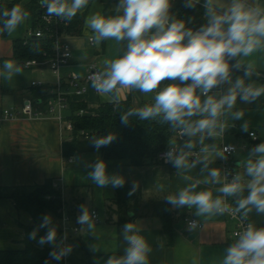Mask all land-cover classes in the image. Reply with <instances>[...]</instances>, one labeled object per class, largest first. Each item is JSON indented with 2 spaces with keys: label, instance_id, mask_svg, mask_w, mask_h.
<instances>
[{
  "label": "crops",
  "instance_id": "0c3cea01",
  "mask_svg": "<svg viewBox=\"0 0 264 264\" xmlns=\"http://www.w3.org/2000/svg\"><path fill=\"white\" fill-rule=\"evenodd\" d=\"M210 7L216 15H223L231 6L233 0H196ZM69 4L71 0H68ZM247 6L264 10V0H244ZM120 11V4L114 0H88L85 7L77 13L85 15V22L80 36H68L66 40L71 45L73 57L70 64L61 69V76L76 73L85 76L89 65L97 64V58L106 55L107 39H101L92 45L90 38L96 33L88 26V20L94 15L104 17L105 5ZM227 29V24L224 25ZM33 32L32 20L25 17L14 30H8V37L0 39V111L10 110L14 116L4 118L0 112V188L16 186H33L44 184L51 179L54 185L61 189L63 200L67 208L73 210L71 219L57 220L64 232L63 243L47 241L35 237L33 245L38 249H59L63 251L64 264H108L109 259H121L126 256L129 242L125 239V225L118 224V217L110 220L108 207L117 198L116 186L113 181L119 179L124 183L137 185L144 195L143 202L137 213L130 212L126 221L134 226V231L127 235L142 237L151 251L147 254L148 264H223L227 249L237 241L233 238L235 223L219 212L198 214L196 205H177L172 203L173 232L171 239L164 232L162 220L156 214L154 199L162 196L178 198L180 192L188 189L191 194L210 192L212 199L222 200L226 196L220 191L228 184L223 165L222 145L228 144L238 148L232 156L231 164L240 178L243 190L227 195L239 209L238 202L248 196V184L253 177L248 175L249 162L255 164L264 157V153H257L255 149L264 143V94L255 100L245 101L239 93L232 108L225 106L216 119V124L209 130L197 132L195 135L186 133V144H182V151L170 163H162L141 168L129 166L126 162H107L98 152L84 153L80 156L65 158L62 153L63 144L71 139V131L66 129L67 118L71 115L72 105L85 104L95 107L103 103H117L127 97L132 98L134 108L141 109L155 103L157 93L173 80L161 81L158 88L144 93L137 88H121L110 93H98L92 83L84 95H76L72 90L67 92V107L61 112L64 123L49 113L48 101L34 99L36 88L32 84L42 81L44 87L57 85L56 79L47 67H34L36 77L26 88H19L17 78L11 75L4 81V69L7 62L13 67L11 74L16 73L14 66L23 68L12 61L13 41L28 40ZM90 49L88 48V46ZM120 48V43H119ZM90 52V53H86ZM120 58V49H119ZM240 70L228 80L217 85L222 86V92L212 95L219 100L226 95L238 79L244 85L254 88L264 87V48L250 56H237ZM251 65V67H250ZM97 67L99 68L98 64ZM108 66L99 70L101 73ZM50 70V69H49ZM247 71L261 76L249 75ZM50 74V75H49ZM57 77V76H56ZM180 82H185L181 81ZM31 85V86H30ZM186 86L185 83L180 85ZM201 103L207 98L196 91ZM32 101L37 116L32 118L24 115L23 106ZM243 115L237 119L236 113ZM224 128V132L222 129ZM256 133L257 140L250 138ZM224 133V135L222 134ZM172 144V142H171ZM170 144V146H171ZM200 153L199 161H192L191 151ZM181 160L176 165V160ZM98 163L105 166V176L108 183L99 185L92 173ZM219 171V177L213 178L211 173ZM195 185V187H193ZM247 218L254 229L264 228V213L257 212L249 205ZM87 210L89 220L80 223L79 218ZM243 214L247 209H239ZM93 213H97L98 220H94ZM66 215H68L66 210ZM195 219L203 225L202 229L187 226L186 221ZM111 221V222H109ZM34 224L32 216L24 211H18L12 200L0 199V251L24 250L25 230Z\"/></svg>",
  "mask_w": 264,
  "mask_h": 264
},
{
  "label": "clouds",
  "instance_id": "9594fccd",
  "mask_svg": "<svg viewBox=\"0 0 264 264\" xmlns=\"http://www.w3.org/2000/svg\"><path fill=\"white\" fill-rule=\"evenodd\" d=\"M47 11L71 19L88 3V0H46ZM209 5L211 0H208ZM120 7L123 15L105 18L94 15L88 20V26L96 33L93 39L115 38L116 40H129L127 52L120 58L106 61L108 68L103 73H93L92 87L98 93H110L121 88H137L148 93L156 90L165 79L181 81L191 80V84L179 86L170 84L160 90L155 103L136 110L141 119H147L163 113L166 121L184 125V131L189 135L209 130L215 127L216 119L221 110L227 106L232 108L239 93H243L245 101L255 100L264 94V87L254 88L245 86L242 79H238L228 93L219 100L207 93L217 84L229 79V64L226 56L235 58L243 55L250 56L255 51L264 48V10L258 7L247 6L244 0H233L231 6L223 15H216L209 7L210 25L196 34L184 29L183 22H173L167 28L169 0H121ZM8 17L5 27L12 31L27 16L19 6H14L10 11H4ZM227 24V29L224 25ZM155 33L148 35L152 29ZM188 42L182 43L185 37ZM5 67L11 69V62ZM251 67V65H250ZM19 71V69H16ZM201 89L207 98L201 103V98L196 94L197 88ZM197 113L208 114V118L201 119L195 125L187 124L185 117ZM131 114V113H129ZM242 112L236 113L239 119ZM127 117H124L126 120ZM112 137L98 142V145L107 144ZM257 153H264V143L255 149ZM180 165L181 160H176ZM105 166L98 163L92 173V178L99 184L105 185L108 179L105 176ZM248 175L252 181L248 184L250 189L246 198L241 199L239 209H247L249 205L255 207L257 212L264 213V157L255 164L249 162ZM213 178L219 177V171L211 173ZM236 177L231 184L220 189L226 195H233L243 190V186ZM114 185H121L122 181L115 179ZM195 187V185H193ZM170 202L177 205H196L198 214L220 212L227 210L222 206V201L212 199L210 192L191 194L188 189L180 192L178 198L170 197ZM89 220L87 210L79 218L80 223ZM47 222V221H46ZM125 239L130 247L126 256L121 259H109L108 264H148L147 254L151 251L146 241L138 235H127L134 231L132 224L124 227ZM55 231H49L42 239L52 241ZM223 264H264V228L254 229L251 224L240 234L239 240L227 249Z\"/></svg>",
  "mask_w": 264,
  "mask_h": 264
},
{
  "label": "trees",
  "instance_id": "16d2710c",
  "mask_svg": "<svg viewBox=\"0 0 264 264\" xmlns=\"http://www.w3.org/2000/svg\"><path fill=\"white\" fill-rule=\"evenodd\" d=\"M46 0H0V39L8 37V29L5 22L8 17L4 11H10L14 6H19L22 12L27 13L32 20L33 31L43 29L41 17L45 10L42 5ZM168 25L173 22H183L184 29L191 33L205 30L211 21L209 7L196 0H169ZM123 15L122 11H115L110 3L105 5L104 17ZM67 25H62V31L66 36H80L83 31L85 15L76 13L71 19L63 17ZM165 25V28L168 27ZM54 27V26H53ZM152 29L151 31H155ZM189 37H185L182 43H187ZM129 40H120V57L127 52ZM54 44L50 38H32L28 40L16 39L13 41L12 61L25 63L30 60H44L53 55ZM229 64V77L240 70V65L235 58L227 57ZM52 87H39L33 92L34 99L48 101L52 98ZM85 115L80 116L79 112ZM71 115L67 121L73 124L71 139L64 142L62 153L65 158L80 156L84 153L98 152L107 162H126L132 167H145L159 164L158 155L170 147L172 135L184 125L175 124L164 119L163 113L141 119L136 114L132 98L129 96L117 103H103L95 107L88 105H72ZM131 113V114H129ZM124 117H127L126 120ZM208 118V114L197 113L191 117H185L187 124L195 125L201 119ZM85 132L90 139L82 136ZM112 139L107 144L98 142L108 137ZM186 144V143H185ZM195 151L196 147H192ZM117 198L113 205L108 207L110 220L118 217L119 225L129 224L126 221L129 213H137L144 195L137 185L124 183L116 186ZM169 196L157 197L153 201L156 214L160 217L163 229L171 239L173 232V211ZM0 199L12 200L18 211L29 213L34 221L30 227L24 228V250L0 251V264H64L63 251L59 249H38L33 245L35 237L45 238L49 231H55L54 242L63 243L64 232L58 221L62 219V209L65 206L69 219L73 216L71 209L67 208L63 200L60 188L49 179L44 184L33 186H16L0 188ZM47 221V222H46ZM111 222V221H109Z\"/></svg>",
  "mask_w": 264,
  "mask_h": 264
},
{
  "label": "built area",
  "instance_id": "2783aa9c",
  "mask_svg": "<svg viewBox=\"0 0 264 264\" xmlns=\"http://www.w3.org/2000/svg\"><path fill=\"white\" fill-rule=\"evenodd\" d=\"M115 2L119 3L121 0H114ZM42 8L45 10L44 14L41 17L42 23L46 26L43 29H39L36 31H33L30 35L32 38H50L53 41L54 44V50L53 55L51 57H48L44 60H30L26 61L24 63V67H27L29 69L34 67H47L51 69L54 74L58 78L57 85L51 89L50 93L52 95V98L48 100V106H49V113L53 116H56L58 121L64 123V118L61 116V112L66 109L67 107V92L69 90H72L76 95H84L88 91V85L92 83L93 80V73H101L99 68L97 67L96 63H92L89 65L87 72L85 76H80L76 73L68 74L65 78L61 76V69L63 67H66L70 64V61L73 57L72 48L71 45L66 41V36L64 32L62 31V25H67V22H65L64 18L62 16L57 15H50L47 11V3H44L42 5ZM120 10L123 13V9L120 7ZM168 25V22H167ZM54 26V27H53ZM156 31V30H155ZM155 31H151L148 35H152L155 33ZM90 43L92 45L98 44L93 39V37L90 38ZM100 47V44H98V48ZM225 81V80H224ZM222 81L221 84L224 82ZM216 85L213 87L208 93V96L215 95L216 93L222 92V86ZM33 87H44L42 83H33ZM65 89H67L65 91ZM196 91L201 92V89L198 87ZM202 96L206 97L202 94ZM1 115L4 118L13 117L14 114L10 110H1ZM23 113L24 115L32 118L34 116H37V114L34 111V104L32 101H27L23 106ZM80 116L85 115L84 111L79 112ZM66 129L69 131L73 130V124L71 122L66 123ZM2 130V127L0 125V131ZM224 128L222 129V132H224ZM224 135V133H222ZM82 136L84 139L88 140L90 139L89 134L83 132ZM250 138L253 140H257L256 133H251ZM175 139L180 141L182 144H185L186 141V132L184 129H179L174 134ZM238 151V148L232 145L223 144L222 145V154H223V165L225 167V178L228 181V184H231L233 180L238 177V174L236 173L235 168L231 164L232 156ZM178 150L174 147H168L166 150L162 151L158 155L159 162L162 163H170L173 161L177 155ZM190 159L192 161H199L200 160V153L199 151H191L189 153ZM240 183V181H238ZM222 206H226L227 210L221 213L222 215H225L230 220H232L235 223V229L233 232V238L238 241L240 234H242L248 227L251 222L249 219L233 204V202L228 198L226 195L222 198ZM62 215L64 220H69V216L66 215V208L63 206L62 209ZM220 213V212H219ZM94 220H98L97 213H93ZM187 226L191 228H197L202 229L203 225L196 221L195 219H189L186 221ZM252 225V224H251ZM253 226V225H252Z\"/></svg>",
  "mask_w": 264,
  "mask_h": 264
},
{
  "label": "rangeland",
  "instance_id": "374dc122",
  "mask_svg": "<svg viewBox=\"0 0 264 264\" xmlns=\"http://www.w3.org/2000/svg\"><path fill=\"white\" fill-rule=\"evenodd\" d=\"M119 43H120V40L118 41L115 38H107L106 55L103 57V54H101V56L99 58H97V64H98L100 69H103L106 66H108L106 64V61H111V60H115V59L119 58ZM87 46L90 49L89 45H87ZM86 53L88 54L90 52H86ZM6 69L7 68L4 69V81L7 83L8 77L11 78V75L15 76V78H17L16 81H18V86H20L19 88H26V86H28L30 84V82L34 78V76L36 77L35 73L37 72L36 69H29L27 67L18 68L17 66H14L15 71H16V69H19V71H16V73L14 75V74H11L9 72V70H6ZM48 71L51 72V74L54 75V77L57 79L56 75L54 74V72L51 69L50 70L48 69ZM173 81H174V84H177L179 86L182 83H185L186 85L192 83L191 80L185 81V82H180L179 78H177ZM34 83H42V81H36ZM170 141L172 142V144L170 143L171 144L170 147H174L179 152L182 151V149H183L182 143L180 141H178L177 139H175V137L173 135H172Z\"/></svg>",
  "mask_w": 264,
  "mask_h": 264
},
{
  "label": "water",
  "instance_id": "95a60500",
  "mask_svg": "<svg viewBox=\"0 0 264 264\" xmlns=\"http://www.w3.org/2000/svg\"><path fill=\"white\" fill-rule=\"evenodd\" d=\"M212 22H214V21H210V23H212ZM169 26V25H168ZM192 34H196V33H192ZM19 65L20 66H24V63H19ZM247 73L249 74V75H253V76H261V75H258L257 73H253V72H250V71H247Z\"/></svg>",
  "mask_w": 264,
  "mask_h": 264
}]
</instances>
